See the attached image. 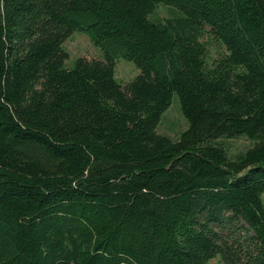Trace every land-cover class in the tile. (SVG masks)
<instances>
[{
	"label": "trees",
	"instance_id": "16d2710c",
	"mask_svg": "<svg viewBox=\"0 0 264 264\" xmlns=\"http://www.w3.org/2000/svg\"><path fill=\"white\" fill-rule=\"evenodd\" d=\"M263 194L264 0H0V264H264Z\"/></svg>",
	"mask_w": 264,
	"mask_h": 264
},
{
	"label": "rangeland",
	"instance_id": "374dc122",
	"mask_svg": "<svg viewBox=\"0 0 264 264\" xmlns=\"http://www.w3.org/2000/svg\"><path fill=\"white\" fill-rule=\"evenodd\" d=\"M175 11L174 7L161 4L152 14V18L165 19L172 16ZM201 39L208 45V58L210 60H213L227 51L222 42L216 39L209 31H206ZM64 45L69 52V58L66 61V65L68 67L74 66L78 57H86L88 59L105 58L104 48L96 44L87 33L82 31L74 32L65 41ZM140 71V68L134 61L128 60L125 57H119L117 59L116 76L123 84H126L133 79L140 73ZM188 125V119L183 113L180 97L177 93H175L170 107L163 114L158 130L159 132L167 134L174 139H178ZM225 141L229 146L231 155L242 152L253 144V141L245 136ZM207 264H225V262L220 256H217L211 259Z\"/></svg>",
	"mask_w": 264,
	"mask_h": 264
}]
</instances>
